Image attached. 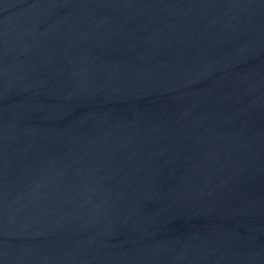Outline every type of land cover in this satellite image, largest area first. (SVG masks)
<instances>
[{"label": "water", "instance_id": "95a60500", "mask_svg": "<svg viewBox=\"0 0 264 264\" xmlns=\"http://www.w3.org/2000/svg\"><path fill=\"white\" fill-rule=\"evenodd\" d=\"M0 264H264V0H0Z\"/></svg>", "mask_w": 264, "mask_h": 264}]
</instances>
